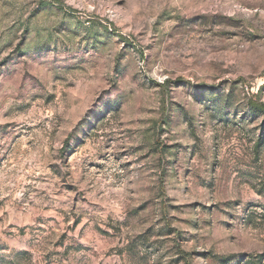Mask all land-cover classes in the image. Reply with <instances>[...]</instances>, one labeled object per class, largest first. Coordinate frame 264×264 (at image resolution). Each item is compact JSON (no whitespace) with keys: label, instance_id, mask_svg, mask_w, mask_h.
Listing matches in <instances>:
<instances>
[{"label":"rangeland","instance_id":"obj_1","mask_svg":"<svg viewBox=\"0 0 264 264\" xmlns=\"http://www.w3.org/2000/svg\"><path fill=\"white\" fill-rule=\"evenodd\" d=\"M264 0H0V264H264Z\"/></svg>","mask_w":264,"mask_h":264},{"label":"trees","instance_id":"obj_2","mask_svg":"<svg viewBox=\"0 0 264 264\" xmlns=\"http://www.w3.org/2000/svg\"><path fill=\"white\" fill-rule=\"evenodd\" d=\"M251 105L254 110H259L264 114V105L259 106L258 104H254V103H252Z\"/></svg>","mask_w":264,"mask_h":264}]
</instances>
